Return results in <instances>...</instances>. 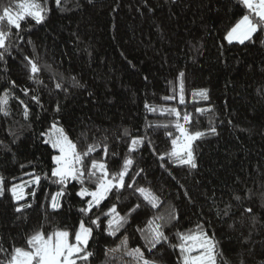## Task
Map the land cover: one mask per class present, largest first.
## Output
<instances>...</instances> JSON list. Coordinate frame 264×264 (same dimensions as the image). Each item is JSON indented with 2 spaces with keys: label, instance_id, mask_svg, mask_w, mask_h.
<instances>
[{
  "label": "trees",
  "instance_id": "obj_1",
  "mask_svg": "<svg viewBox=\"0 0 264 264\" xmlns=\"http://www.w3.org/2000/svg\"><path fill=\"white\" fill-rule=\"evenodd\" d=\"M21 2L0 0V15L4 7L17 11ZM36 2L49 9L44 21H22L19 35L23 39L11 28V52L0 60V95L10 89V81L16 85L10 89L14 93L8 106L11 114H0V177L5 188L0 196V245L8 253H0V260L10 258L13 247L27 250L26 239L35 231L73 233L83 218L78 210L88 197L82 201L76 195L81 187L76 181L69 182L67 195L60 198L61 207H50V194L59 189L43 175H50L56 151L41 133L57 122L78 152L99 143L101 147L86 163L102 161L109 173L120 170L132 137H147L131 154L134 165L130 172L143 169L135 187L151 189L162 201L160 212L174 209L179 217L178 223L165 229L170 237L167 244L152 254L145 250L148 259L181 264L179 250L169 246L179 242L173 234L201 223L210 236L215 234L228 264L241 260L264 264V31L244 44L224 39L250 10L238 0H62L59 7L55 0ZM0 23L7 31L6 20ZM25 57L40 67L36 79L42 84L29 79ZM181 72L183 105L178 102ZM72 77L82 87H73ZM56 83L67 91L56 89ZM22 89H29V95ZM174 89L177 98L165 100ZM200 89L208 90L207 100L193 97ZM31 95L39 96L40 102L32 101ZM146 104L157 109L176 107L182 116L191 113L192 123L186 125L190 132L216 128V134L193 142L195 169L175 164L167 156L159 159L171 150V139L179 133L170 123L174 117L159 110L151 112ZM24 105L28 106V119L23 116ZM57 105L59 112L55 111ZM196 108L211 111L198 114ZM156 124L170 126L157 128ZM125 129L128 136L123 135ZM103 144L108 145L107 157ZM32 171L42 176L40 185L26 188V198L14 201L8 189ZM125 179L131 182L130 177ZM85 187L94 185L86 183ZM113 203L121 215L136 204L140 208L117 237L107 235L103 217L100 229L85 221L93 227L87 250L95 253L88 264H105L106 253L109 264H121V253L108 249L115 248L123 236L128 237L129 247H145L136 229L144 228L157 210L139 193L125 188L110 193L90 218ZM21 204L31 207L18 213L15 209ZM226 207L228 215H224ZM247 208L252 209L251 214L244 212ZM124 264L134 262L124 257Z\"/></svg>",
  "mask_w": 264,
  "mask_h": 264
},
{
  "label": "snow or ice",
  "instance_id": "obj_2",
  "mask_svg": "<svg viewBox=\"0 0 264 264\" xmlns=\"http://www.w3.org/2000/svg\"><path fill=\"white\" fill-rule=\"evenodd\" d=\"M238 2L246 6L250 10V13L245 14L227 31L224 39L230 44L233 41L239 42L240 44H244L245 41H252L254 34L264 31V0H238ZM55 3L59 7L62 0H55ZM48 11V8L42 6L36 0H22L18 5V10L15 12H13L11 7L3 8V14L0 15V22L6 20L8 30L5 31V25L0 23V60H3L5 55L11 52V28L17 29V37L23 39L19 35L21 22L25 21L26 18H31L36 24H40L44 21ZM25 60L27 61L26 66L30 68L31 75L29 79L34 80L37 84H42V81L36 79V75L41 71L38 64L29 57H25ZM183 76L184 73L181 72L179 74L180 88L178 100L181 105L185 103ZM71 81L73 87H82L75 77H72ZM9 84L10 89L16 87L15 81H10ZM55 88L67 91L62 83H56ZM10 89H6L0 95V114L4 116L11 114L8 106L10 99L14 98V93ZM22 91L26 96L30 93L29 89H22ZM193 97L207 100L208 90L200 89L197 92H193ZM176 98L175 89L172 96L164 97L165 100H175ZM30 99L36 103L40 102L39 96L36 95H31ZM19 102L22 105L24 104L22 100ZM145 107L151 112L159 110L162 114H167L169 117L175 118L174 122L170 123L174 125L179 135L171 139V150L160 155L159 159L163 161L164 156H167L168 160L175 164L188 165L190 168L195 169L197 164L192 150L193 142L205 135L216 134V128L210 126L207 132H190L186 125L192 123L191 113L185 112L182 116L176 107L157 109L156 107H149L147 104ZM55 111H60L59 105H57ZM195 111L198 114H203L206 111H211V109L196 108ZM23 116L25 119L29 117L27 105H24ZM181 119L183 123H181ZM169 126L170 124L155 125L157 128H168ZM166 134L169 137L173 135L172 132H167ZM41 135H46L47 139L45 143L50 144L51 148L58 150L59 153L51 157L55 166L51 168L50 175L48 173H44L43 175V179L48 180L59 189L55 193L50 194L51 208L56 210L61 207L60 198L67 195V187L70 181H76L81 185L76 195L82 201H84L85 197H90V199H87L85 206L78 210L83 218L79 222L78 229H75L73 233H70L68 230L54 229L51 233L45 234L41 228V230L35 231L26 239L28 245L27 250L22 247H13L10 258L0 260V264H88L90 258L95 256V253L87 250L89 240L93 235V227L86 226L85 221L87 220L90 225L100 229L101 218L103 217L107 221L106 228L104 229L107 235L117 237L121 229L129 223V218L140 208V204H136L127 213L121 215L117 210V204L113 203L106 211H102L99 216H96L94 219L90 218L93 210L101 209L103 203L110 198V193H113L114 190L119 193L125 188L131 189L134 193H139L143 200L151 208L156 209L157 212L147 220L144 228L138 227L136 229L144 242V248L140 246L134 248L129 247L128 237L123 236L120 238V243L115 248L108 249V252H120L121 264H124V257L130 258L134 264H158L154 259H148L145 256V250L149 254H152L158 246L163 247L164 244H167L170 237L166 234L165 229L174 222L178 223L179 217L174 209L160 212L159 209L162 206V201L151 189L143 186L135 187L136 177L143 172V169L136 171L134 174L130 172L134 165L131 154L140 145L145 143L147 137H141L139 135L132 137L129 151L123 159L120 170L115 173H109L107 164L102 161L93 159L90 166L86 163L87 158L97 148L101 147L99 143L88 145L86 151L82 153L78 152L76 144L67 136L64 129L58 126L57 122H53L48 132L41 133ZM123 135L128 136L129 131L125 129ZM102 150L105 157H107L108 145L103 144ZM112 155L114 157L116 156V154ZM24 175L29 177V179H21L20 183H12L10 189H8L14 201H21L26 198V188L38 187L40 185L42 176L36 174L35 171L27 172ZM126 176L130 177L131 182L126 181ZM13 179L15 180L16 178ZM86 183L94 185V188L90 190L88 187H85ZM4 192V178L0 177V196H3ZM31 195L35 196V191H32ZM235 200L240 201L241 197L235 196ZM117 201H119V196H117ZM25 207H31V204H21L15 211L19 213ZM228 211L229 208L226 207L224 215H228ZM244 212L251 214L252 209H244ZM217 214L219 215V213ZM252 219L255 221L254 216H252ZM173 235L179 242L177 244H170L169 246L179 250L181 264H228L222 250L219 249V241L216 240L215 234L213 233L210 236L203 224L198 223L194 229L186 232L177 231ZM0 253L8 254L2 245H0ZM105 264H109L107 253ZM240 264H244L243 260L240 261Z\"/></svg>",
  "mask_w": 264,
  "mask_h": 264
},
{
  "label": "rangeland",
  "instance_id": "obj_3",
  "mask_svg": "<svg viewBox=\"0 0 264 264\" xmlns=\"http://www.w3.org/2000/svg\"><path fill=\"white\" fill-rule=\"evenodd\" d=\"M233 42H236V41H233ZM179 135V134H178ZM46 136V135H45ZM46 139H47V136H46ZM45 139V140H46ZM50 145V144H49ZM56 152L54 153V155H58L59 153H58V150H56V149H54ZM54 166H55V163H54ZM27 179H29V177L28 178H25V179H23V180H27ZM21 182V181H20ZM20 182H18V183H20ZM89 188V187H88ZM80 189V188H79ZM90 190H92L93 188H89ZM25 192H26V196L28 195V193H27V191H26V189H25ZM88 199H90V197H88ZM51 201V200H50ZM61 202V201H60ZM50 205H51V202H50ZM51 207V206H50Z\"/></svg>",
  "mask_w": 264,
  "mask_h": 264
}]
</instances>
